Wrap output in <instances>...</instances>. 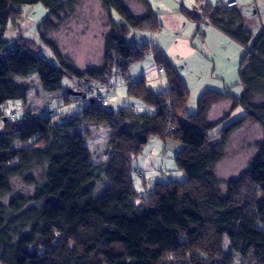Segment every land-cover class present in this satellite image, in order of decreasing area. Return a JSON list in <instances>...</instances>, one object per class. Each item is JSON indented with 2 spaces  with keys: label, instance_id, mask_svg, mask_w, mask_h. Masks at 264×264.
<instances>
[{
  "label": "trees",
  "instance_id": "trees-1",
  "mask_svg": "<svg viewBox=\"0 0 264 264\" xmlns=\"http://www.w3.org/2000/svg\"><path fill=\"white\" fill-rule=\"evenodd\" d=\"M83 0H0V107L27 100L30 87L18 77L37 75L45 92L63 88L65 75L78 81L81 93L62 95L65 104L83 102L78 113L57 123L54 116L26 113L6 119L0 108V197L11 191V180L24 177L34 166L43 170L34 193L0 202V262L3 264H232L233 253L264 264V138L247 170L220 188L215 166L224 157L233 132L257 124L264 137V103L254 102L264 87V30L257 36L246 29L238 9L206 6L191 19L206 21L242 45L239 66L242 94L206 90L195 113L188 111L190 90L156 45L128 41L132 30L156 32L161 24L148 0H137L143 14L129 0H99L110 11L113 31L104 40L102 65L76 70L68 66L58 45L41 35L57 64L29 38H5L11 20L20 18L16 6L42 4L48 16L40 24L59 20ZM113 12L121 17L116 22ZM39 26V27H40ZM151 55L168 85L165 93L148 88L145 79L126 82L128 95L154 108L153 112L122 107L108 109L115 76L125 80L130 67ZM72 90V89H70ZM106 92L107 105L86 99V93ZM228 100L229 111L210 120L213 106ZM242 108L244 115L215 135L210 130L227 122ZM92 115L110 131L105 157L91 165L82 131ZM174 127V131H170ZM153 137L181 146L175 160L185 182H156L140 194L134 183L135 158ZM79 157L81 161H79ZM231 251L223 249V239Z\"/></svg>",
  "mask_w": 264,
  "mask_h": 264
},
{
  "label": "rangeland",
  "instance_id": "rangeland-1",
  "mask_svg": "<svg viewBox=\"0 0 264 264\" xmlns=\"http://www.w3.org/2000/svg\"><path fill=\"white\" fill-rule=\"evenodd\" d=\"M257 1L259 3V7L257 8L258 11L255 9L254 5L252 10H249L250 18H248L246 22L247 25H249L252 29L260 21L259 15H261L262 19H264V0H255V2ZM129 5L136 13L140 14L141 12V14H143V8L137 2V0H129ZM16 8L21 10L20 18L15 21H10L8 30L5 34L6 39L13 41L18 40L19 38L32 39L36 41L41 47L42 54L47 56L50 61L57 64V60L54 58L51 48L42 40V35L48 41L54 42L58 45V48L63 55L64 61L68 66H71L76 70H86L95 69L102 65L104 40L106 35L112 32L113 29L110 21V11L106 9L99 0H83L75 7L73 11H67L63 13L59 20L52 19L50 24H43L41 26L40 24L42 21L48 16V10L44 5H23L16 6ZM113 18L116 22H121V17L118 13L113 12ZM144 34L149 36L150 33L132 30L128 37V41L132 42L141 40V36ZM201 47L202 50H200V58L197 59L198 65L200 64V69H198L200 72H195L194 70H191L190 67L188 69L189 72H185V75L188 76L191 83L194 85L196 84V86L199 83H205L202 78L199 77L201 72H204V63L209 64L212 70L217 69L216 74L220 73L222 71L221 69L226 65L225 69L228 71L226 72L227 76L232 77L235 75L233 69H231V66L233 65H231L228 60V57L231 54H234V50L233 53L231 52L229 55H227V49L219 48L220 51L218 50V55H211L210 51L204 47V45ZM237 51L239 52V57L243 58L246 50L241 49L240 47V49ZM135 64H133L131 67V74H133V71L136 70L135 66L140 64L146 65V61H139L137 62L138 65ZM214 78L215 79L213 80L215 82H220L217 80L216 75ZM162 79L166 80L164 74L162 75ZM159 80V78H156L155 80H149L148 84H151L155 81L157 83ZM124 81L125 80L121 76H115L113 78L111 87H109V89L111 88L112 92L108 95V109L117 110L125 106L131 107L133 104H140V102L128 95V86ZM229 81H234L231 83L232 85L230 89L235 93H239V79L237 80L236 77H232L229 79ZM16 82L28 85L30 87V91L26 101L20 99L13 100L0 107L5 112L6 119L11 120L20 118L24 114L30 112L42 117L58 116L56 118V122L60 123L65 118L78 113L84 108L83 102H77L73 104L71 103L70 105L65 104L62 95L68 93L70 89L74 90L75 88H78V81L67 75H65L63 78L62 90L57 93L45 92L39 82L37 75L30 77H18ZM199 89L200 86L195 88V92L191 99L192 102L196 101V94L200 92ZM224 89L225 88L223 87L222 90ZM253 100L258 104L264 103V87L261 89L259 95L258 93L257 95L255 94ZM197 109L198 106L194 107L193 110L190 107L189 110L194 111L193 113H195L197 112ZM225 109L226 105L217 106V108L212 112L214 119L213 121H216L219 116L223 114L222 112ZM139 112L147 111L140 109ZM242 115H244V110L242 108H238L232 113L231 118L227 122H222L218 127L211 129L210 134H217L219 131L228 126L230 123L236 121ZM85 130L88 131V136L85 139V146L87 150H89L90 154H92V157L87 161L86 164H82L80 157L78 160L81 161L79 163L80 165L89 166L93 161L98 159L95 155L105 157V152L109 150L107 142L110 137V131L108 128L103 126V119L100 116L98 117V115H92L91 121L82 131ZM263 138L262 129L257 124L251 123H247L245 126L232 133L227 141L224 157L215 166V174L222 191H225L227 188L226 185L229 180L238 178L245 170H247L251 160L257 154V143L263 140ZM1 145L2 141L0 139V148ZM162 150L165 151V156L163 158L161 157L159 162L157 161V163H155V168L158 169L159 167V169H166L168 174L176 172V175H178V172L181 170L179 169L175 160V156L177 154L175 153L176 150H174L171 145L166 143L163 144ZM42 170V166H34L25 175L33 176L34 183L27 182L24 177L13 178L11 180V191L0 197V202L8 203V201L18 194L27 196L32 195L34 193L36 184L39 182ZM135 177L136 181L134 183L137 185L138 191L140 194H146V189L143 186L140 176L136 174ZM223 249L226 253L231 251L230 241L227 237H224L223 239ZM0 264L3 263L0 262ZM232 264L251 263L248 257L233 254Z\"/></svg>",
  "mask_w": 264,
  "mask_h": 264
},
{
  "label": "crops",
  "instance_id": "crops-1",
  "mask_svg": "<svg viewBox=\"0 0 264 264\" xmlns=\"http://www.w3.org/2000/svg\"><path fill=\"white\" fill-rule=\"evenodd\" d=\"M152 9L157 14L158 20L161 24V27L156 32H148L143 31L145 33H150L149 36L144 34L141 36V40L136 42L139 43H147L158 46L166 55L167 59L176 66L178 69L183 82L188 86L190 90V99L188 103V111L193 113L194 111H190V107L193 110L194 107L198 105V100L202 96V94L208 90L215 91H226L231 88V83L234 81H229L230 78L236 77L238 80V72L240 66V60L242 57H239L238 51L241 49H245L242 45L237 43L235 40L230 38L228 35L220 31L218 28L213 25L206 23L203 21L202 23L197 22L191 19L190 15H199L201 10L206 6H218L225 5L233 1L238 2V11L241 14L244 26L248 29L254 37L259 35L264 30V19L259 15L260 21L257 23L253 29L247 25V19L250 18L249 10H252L255 5V9L259 7L258 1L255 0H148ZM258 11V9H257ZM256 13V11H255ZM254 18V17H253ZM203 34V38L199 37V33ZM143 34V33H142ZM166 39H165V38ZM202 45L206 47L211 55H218L220 51L219 48H225L229 53H233L228 57L231 69H233L235 75L232 77H228L226 72V65L221 69L222 71L216 74L217 69H213L209 64L204 63V72H201L199 76L205 82L204 84L199 83L200 86L199 93L196 94V101L192 102V95L195 92V88L199 87L196 84L191 83L188 76L185 75V72H189L188 69L190 67L191 70L195 72H200L198 69L200 64L198 65L197 59L200 58V54L202 50ZM243 51V50H242ZM243 53V52H242ZM239 58V59H238ZM146 65L137 63L135 65L136 70L131 74V66L129 69V74L125 79L126 82L130 81H139L141 79H145L146 85L148 88L152 89L156 93H165L168 90V85L166 80L162 79L163 73L160 72L159 66L156 65L153 57L148 55L146 59ZM193 67V68H192ZM217 76V80L220 82L217 83L213 79L214 76ZM159 78L160 80L152 82L148 84L149 80H155ZM235 80V79H231ZM214 82V83H213ZM237 83V82H236ZM237 85V84H236ZM225 88L222 90V88ZM234 96H240L242 94V87L240 85L239 93H235L231 89L229 90ZM135 99V98H134ZM136 100V99H135ZM138 101V100H136ZM140 102V101H138ZM73 104V103H72ZM226 105V109L219 116V120L223 118V116L228 112L227 108H229L228 100L219 102L215 104L210 112V120L213 119V110L217 108V106ZM133 108L135 109H144L149 112L155 111L154 108L146 106L140 102V104H133ZM232 116V114H231ZM231 118V117H230ZM216 119V118H215ZM217 119V120H218ZM166 143L171 145L175 151V153L180 150L181 146L172 141H163L157 137H153L149 144L147 145V149L144 150V153L135 158L134 167H135V175L134 182L136 181V174L140 176L142 180L143 186L145 187V191L152 190V185L156 182L160 183H168L172 180H176L179 182L186 181V175L182 170L168 174L166 169H156L155 163L159 162V159L165 156V151L162 150L163 144ZM164 166V165H163ZM166 172V173H165ZM170 172V171H169ZM174 174V175H173ZM137 189V185L135 184ZM138 191V189H137ZM139 192V191H138ZM140 193V192H139ZM235 254V253H233ZM238 255V254H235Z\"/></svg>",
  "mask_w": 264,
  "mask_h": 264
},
{
  "label": "built area",
  "instance_id": "built-area-1",
  "mask_svg": "<svg viewBox=\"0 0 264 264\" xmlns=\"http://www.w3.org/2000/svg\"><path fill=\"white\" fill-rule=\"evenodd\" d=\"M226 7L228 9H237L238 8V2L237 1H233L230 2L228 4H226ZM199 37L203 38V34L200 32ZM160 72H163V68H159ZM86 99H93L98 101L99 103L103 104V105H107L108 100H107V93L106 92H93V91H89L88 93H86ZM175 128L174 127H170V131H174Z\"/></svg>",
  "mask_w": 264,
  "mask_h": 264
},
{
  "label": "water",
  "instance_id": "water-1",
  "mask_svg": "<svg viewBox=\"0 0 264 264\" xmlns=\"http://www.w3.org/2000/svg\"><path fill=\"white\" fill-rule=\"evenodd\" d=\"M68 93H70V94H79V95L81 94V93L75 92L73 90H69Z\"/></svg>",
  "mask_w": 264,
  "mask_h": 264
}]
</instances>
